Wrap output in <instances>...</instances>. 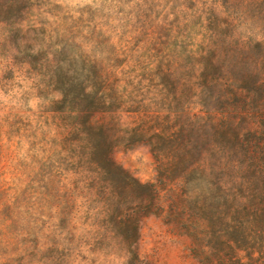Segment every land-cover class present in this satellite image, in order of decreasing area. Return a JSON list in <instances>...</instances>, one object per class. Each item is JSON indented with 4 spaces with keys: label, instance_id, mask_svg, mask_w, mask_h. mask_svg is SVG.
I'll list each match as a JSON object with an SVG mask.
<instances>
[{
    "label": "rangeland",
    "instance_id": "obj_1",
    "mask_svg": "<svg viewBox=\"0 0 264 264\" xmlns=\"http://www.w3.org/2000/svg\"><path fill=\"white\" fill-rule=\"evenodd\" d=\"M235 40L260 41L256 54L264 53V0H31L20 17L0 22V264H219L204 260L218 246L211 232L198 242L165 214L144 217L127 247L104 197L92 191L94 174L77 162L73 119L52 108L61 97L53 79L82 59L110 76L123 107L137 109L96 115L117 137L112 157L141 182H155L150 147L119 138L144 115L156 116L149 133L170 135L189 127L176 118L187 105L210 113L200 105L202 65L212 59L218 67L209 70L221 77ZM217 107L212 123L224 106ZM209 120L193 131L204 143L220 128ZM215 181L207 175L196 183ZM256 247L253 257L264 264ZM250 250L237 256L245 261Z\"/></svg>",
    "mask_w": 264,
    "mask_h": 264
},
{
    "label": "trees",
    "instance_id": "obj_2",
    "mask_svg": "<svg viewBox=\"0 0 264 264\" xmlns=\"http://www.w3.org/2000/svg\"><path fill=\"white\" fill-rule=\"evenodd\" d=\"M30 2L0 0V22L17 19ZM234 43L235 47L228 49L220 61L219 72L225 71L221 77L210 72L209 67H218L212 59L202 65L204 95L211 103L205 104L201 95L200 105L210 113L203 115L202 109L192 112L187 105L176 118L184 117L189 127L180 126L176 134L170 135L149 133L156 116L144 115L149 117L147 121L142 118L119 138L126 144L150 147L156 162L155 182H141L112 157L117 137L113 139L111 126L96 115L137 109L123 107L121 95L109 82L110 76L99 73L97 65L86 59L81 60L80 67L73 63L70 75L62 68L56 71L53 80L61 97L52 108L68 112L73 119L77 162L89 175L94 174L98 187L92 191L104 197L107 214L122 230L129 249L136 242L144 217L165 214L198 242L211 232L218 246L204 255V260L215 257L219 264H259L253 253L256 244L260 255L264 253V53L256 54L261 49L260 41ZM216 90L218 93L212 94ZM218 101L224 107L217 117L219 122L212 123L219 110ZM204 117L210 119V127L220 126L216 136L205 143L193 134ZM150 121L152 124L145 127ZM161 146L168 149L162 151ZM207 175L216 179L213 186L207 182L203 187L197 185ZM216 223L223 228L213 229ZM241 248L251 249L245 261L237 256Z\"/></svg>",
    "mask_w": 264,
    "mask_h": 264
}]
</instances>
